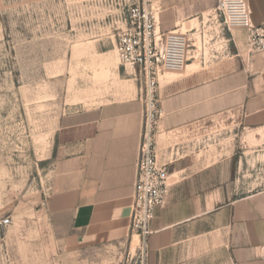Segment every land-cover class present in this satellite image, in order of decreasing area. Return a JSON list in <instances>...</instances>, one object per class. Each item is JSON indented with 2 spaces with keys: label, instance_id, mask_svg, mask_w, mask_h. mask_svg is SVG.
<instances>
[{
  "label": "crops",
  "instance_id": "obj_1",
  "mask_svg": "<svg viewBox=\"0 0 264 264\" xmlns=\"http://www.w3.org/2000/svg\"><path fill=\"white\" fill-rule=\"evenodd\" d=\"M217 2L154 0L157 29L187 27L197 45L196 35L217 28L204 20H215ZM246 3L250 22L264 23V0ZM216 35L232 46L231 57L199 55L211 65L175 79L160 77L161 158L167 159L170 150L179 152V147L177 152L165 147L164 139L180 138L226 112H240L252 126L264 124V52L242 59L244 28ZM123 81H130L129 87L105 101L61 114L41 160L50 177L46 210L56 237L68 244L93 246L131 236L143 103L135 79ZM241 164L234 153L223 152L185 151L173 160L166 203L155 209L150 224L145 264H264V188L240 190Z\"/></svg>",
  "mask_w": 264,
  "mask_h": 264
},
{
  "label": "rangeland",
  "instance_id": "obj_2",
  "mask_svg": "<svg viewBox=\"0 0 264 264\" xmlns=\"http://www.w3.org/2000/svg\"><path fill=\"white\" fill-rule=\"evenodd\" d=\"M135 1L0 0V264H145L135 234L93 246L58 239L46 210L49 171L41 165L66 110L105 101L129 87L123 79L134 78L140 90L134 69L121 64L116 49L121 18ZM218 4L215 20L204 19L217 28L196 35L197 45L187 27L178 31L190 39L187 50L195 58L187 64L198 65L193 70L211 65L199 55L235 53L216 35L228 30L221 25L224 17H217ZM241 54L247 59L255 53L246 44ZM189 71L169 70L161 79ZM164 146L176 152L179 147L174 159L185 151L234 153L242 161L240 190L264 188V124L249 125L238 111L211 118L180 138L168 137ZM7 217L12 223L5 227L1 221Z\"/></svg>",
  "mask_w": 264,
  "mask_h": 264
},
{
  "label": "built area",
  "instance_id": "obj_3",
  "mask_svg": "<svg viewBox=\"0 0 264 264\" xmlns=\"http://www.w3.org/2000/svg\"><path fill=\"white\" fill-rule=\"evenodd\" d=\"M216 12L217 17H224L222 26L247 30L249 52H264V23L254 25L250 22L246 0H219ZM121 20L116 49L121 64L134 69L136 79L140 82V99L143 103V127L130 230L132 235L140 237L144 259L155 209L164 205L167 200L169 168L175 156L170 150L167 159L161 158L158 148L157 133L163 117L159 80L169 70H180L195 55L187 50L191 46L190 39L187 40L183 34L178 31L162 33L157 29L154 0H136L128 7ZM11 223L10 217L1 221L5 227Z\"/></svg>",
  "mask_w": 264,
  "mask_h": 264
},
{
  "label": "bare ground",
  "instance_id": "obj_4",
  "mask_svg": "<svg viewBox=\"0 0 264 264\" xmlns=\"http://www.w3.org/2000/svg\"><path fill=\"white\" fill-rule=\"evenodd\" d=\"M229 20H231V14L229 15ZM197 66L198 65H196V63L186 64L178 71L185 72V70L188 69V70H190L189 72H191V71H194L193 69L196 68ZM137 238H138V236L135 237V239H137ZM136 242H138V241H136Z\"/></svg>",
  "mask_w": 264,
  "mask_h": 264
}]
</instances>
